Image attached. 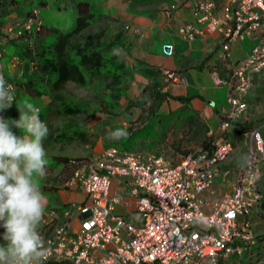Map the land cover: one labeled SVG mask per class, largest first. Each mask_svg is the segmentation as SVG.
Wrapping results in <instances>:
<instances>
[{"label": "built area", "instance_id": "built-area-1", "mask_svg": "<svg viewBox=\"0 0 264 264\" xmlns=\"http://www.w3.org/2000/svg\"><path fill=\"white\" fill-rule=\"evenodd\" d=\"M197 24L209 32H220L221 60L228 72L225 79L215 77L218 86L229 88L228 108L219 114V126L210 130L207 145L193 150L180 164L171 165L161 155L138 153L109 146L81 166L67 182L70 189H81L86 201L74 204L65 219L57 210L45 213L41 225L55 224L51 235H42L50 248L49 260L72 264H219L222 258L241 255L243 248L235 238L250 241L251 222L243 231L239 219L250 215L262 199L264 137L260 130L251 133L248 162L231 191L219 201L205 194L219 176V166L233 152L232 143L222 137L248 110L246 97L255 77L264 73V0H199L194 9ZM218 15V16H217ZM41 10L35 8L28 18L17 20L4 29L11 39L29 38L41 31ZM186 38L198 30L191 24L180 27ZM251 39L249 54L235 60L236 43ZM4 39L0 38V74L17 68V57L7 58ZM172 55L173 45L163 47ZM186 84L175 72L164 71V89ZM41 112V107H39ZM8 111L3 115L7 118ZM39 112V113H40ZM129 189L140 225L114 214L121 199L113 194L115 179ZM203 194V196H201ZM79 221L74 229L71 219ZM246 231L247 233H244Z\"/></svg>", "mask_w": 264, "mask_h": 264}, {"label": "trees", "instance_id": "trees-1", "mask_svg": "<svg viewBox=\"0 0 264 264\" xmlns=\"http://www.w3.org/2000/svg\"><path fill=\"white\" fill-rule=\"evenodd\" d=\"M38 1L39 7L35 5L36 0H32L31 9L24 11L21 9L24 0H0V38H8L4 39L7 58L17 57L18 60L17 68L11 73L7 72L8 81L18 87L17 104L20 103L22 95L49 98V103L45 107L46 113H43L44 109H41L39 113L40 118L49 129L46 141L53 139L58 144L66 142L71 144L73 140H88L87 133L70 130L66 122L81 115L88 116L90 113H95V104H98L100 111L109 113L116 111V104L110 102L106 95L109 89H115L113 86L124 82L123 76L126 75L119 74V71L123 69L120 50L127 48L128 44L126 24L119 17L110 13L96 12L94 6L87 0H77L73 4L76 14L75 22L70 30L64 31L55 26L49 28L43 22L41 31L33 37L9 38L4 33L5 27L17 20L28 18L35 8L41 10V6L46 5L45 0ZM65 2L64 8L70 9L72 3ZM54 3L60 10L61 3ZM15 12L18 14L17 16L14 15ZM101 23L103 26H99ZM49 35L53 37L51 44L47 43ZM255 81L256 79H254L253 85H255ZM70 84L92 91L94 104L87 103V101L83 103L69 101L66 98L65 89ZM169 98L180 101L183 103V107L169 116H162L159 113L160 109ZM251 99L253 98L246 97L248 106ZM133 107L139 108L141 113L136 121L129 124L126 136L128 141L141 136L143 132H150L156 123L167 127L170 122H174V128L171 130L182 134L185 141L193 146H204L210 141V129L207 122L198 112L189 107V100L172 97L164 91L163 84L158 81H150L140 97L130 100L127 111ZM248 112L249 107L239 119L231 121L230 129L222 137L228 139L229 134L232 133L237 138L251 132L253 122L248 121ZM7 113L8 117L19 118V111L15 105ZM259 124L262 126L264 120ZM14 131L17 135L20 134L19 130ZM158 136L165 138L166 133L163 132L162 135L159 133ZM262 136L264 137V134ZM125 150L129 149L125 148ZM51 158H54L56 164L63 165L65 168L62 171H56L57 175L54 173L48 175L45 183L52 180L58 182V186H66L76 170L91 159L87 156H52ZM262 172L260 191L263 197L255 205L250 215L239 219V229L242 231L245 221L251 222L252 238L250 241L235 238L234 244L243 248L242 254H233L228 258H222L219 264H259L264 261V233L256 230V224L264 222V161ZM257 221L258 223H256ZM54 226V223L40 224L38 231L41 235H51L55 231ZM3 231L4 229L0 228V236ZM244 233L247 232L244 231ZM0 243H3L2 239H0ZM45 264L72 263L52 259Z\"/></svg>", "mask_w": 264, "mask_h": 264}, {"label": "crops", "instance_id": "crops-1", "mask_svg": "<svg viewBox=\"0 0 264 264\" xmlns=\"http://www.w3.org/2000/svg\"><path fill=\"white\" fill-rule=\"evenodd\" d=\"M216 1L220 6L225 0ZM198 2L199 0L105 1L104 5L109 13L119 17L127 28V48L120 50L123 69L119 74H126L123 76L124 82L113 86L115 89H109L106 95L110 102L116 104L117 109L113 113L103 114L104 111L97 110L100 108L95 106V113L67 121L66 125L70 130L87 133L88 140L58 144L52 139L45 144L49 161L47 176L53 173L57 175L65 168L56 164L52 156L86 157L101 154L107 147L115 146L114 143L118 142V139H110L109 134L117 129L127 131L129 124L136 121L141 113L137 107L127 111L129 101L140 97L150 81L164 84L165 70L175 72L179 77L185 78L187 83L170 85L164 91L172 97L187 98L189 107L199 113L210 130L218 128L219 114L228 108L229 88L216 85L215 77L218 75L225 79L228 72L221 60V33L209 32L205 25L196 22L194 9ZM185 24H191L199 31L194 38H186L180 34L179 29ZM168 44L174 46L172 55L163 51V47ZM251 44L249 38L236 43L233 47L234 59L246 58ZM254 86L247 96L251 97ZM182 107L183 103L169 98L163 103L159 113L162 116H169ZM120 114H123L122 119L125 116L129 119L120 124L118 119ZM114 119L117 123H114ZM155 125L145 136L134 139L146 150L164 149L163 144L166 138L170 137V130L174 128V122H170L167 127L159 123ZM163 132L166 133V137L159 138V133L162 135ZM45 181L46 178L41 181V189L48 200L45 213L58 210L64 220L74 204L86 201L85 193L79 188L70 189L65 185L58 186L56 181L49 180L46 183ZM113 194L121 199L114 207V214L124 216L135 226H139L141 220L135 210L134 200L129 198V189L118 178L114 181ZM217 194L215 189H210L207 197L219 201V198H216ZM71 223L74 229L79 228V221L75 218L71 219Z\"/></svg>", "mask_w": 264, "mask_h": 264}, {"label": "clouds", "instance_id": "clouds-1", "mask_svg": "<svg viewBox=\"0 0 264 264\" xmlns=\"http://www.w3.org/2000/svg\"><path fill=\"white\" fill-rule=\"evenodd\" d=\"M13 105L18 119L3 115ZM39 112L30 101L17 104L13 86L0 74V264H45L51 254L38 231L47 204L41 181L48 174L43 142L49 134ZM127 135L117 129L109 138ZM243 160L247 163L248 157Z\"/></svg>", "mask_w": 264, "mask_h": 264}, {"label": "rangeland", "instance_id": "rangeland-1", "mask_svg": "<svg viewBox=\"0 0 264 264\" xmlns=\"http://www.w3.org/2000/svg\"><path fill=\"white\" fill-rule=\"evenodd\" d=\"M31 1L32 0H24L22 5L23 8L21 9L24 11L30 10ZM65 1L72 3V7L70 9L64 8V6H66ZM75 1L77 0H45L46 5L41 6V15L44 24L49 28L55 26L61 28L64 31L70 30L74 25L75 17H76L75 11L73 10V4L75 3ZM87 1L94 6L96 12L105 13V14L109 13L108 8H106V5H104L106 0H87ZM54 2L56 3L60 2L62 10L61 9L59 10L58 6L54 5L55 4ZM38 3L39 1L36 0L35 5L38 6L39 5ZM14 15L17 16L18 15L17 12H15ZM99 26H103V23L99 24ZM52 41H53V37L49 35L47 38V43L51 44ZM65 93H66V98L69 101L71 100L72 102H76V103H83L84 101H87V103H90L92 105L94 104L92 100L93 98L92 91H90L89 89L80 88L74 84H70L66 87ZM251 97L253 99H251L249 103L248 121L253 122V129L251 130V132L245 133L244 135L237 138L234 137L232 133H230L228 136V139L233 146V152L230 154L228 159L219 166L218 168L219 176L216 179L214 186L211 188L212 190L215 189V191L218 192L216 196V198H219L218 200L223 198L226 194H228L231 191L232 187L237 182L239 175L242 172V168L245 165L243 158L245 156H248L251 148V143H252L251 133L255 130H260V132L264 134V124L262 126L259 124L262 120H264V73L256 77L255 86L252 90ZM25 100L32 102L37 107H41L42 109H44L43 113H46L45 107L49 103L48 97L44 96L42 98L39 97L34 98L28 95L27 96L22 95L20 98V104L23 103ZM95 106H98V104H95L94 107ZM102 113L106 114V112H102ZM122 116L123 114H120L118 116L120 124L123 123L125 120L129 119L126 116L122 119ZM113 121L114 123H117L116 119H114ZM147 133L143 132V135L141 136H145ZM152 134L151 136H153ZM169 135L170 137H168V139L166 138V142L165 144H163L164 149L162 148L159 149L158 151L146 150L141 143L135 142L134 139H136V137L130 139L129 141L126 139L127 137L124 138L121 137L118 139V142L114 143V145L122 149L128 148L130 151L133 152L152 153V154H158L164 156L167 160H169V163L171 165L180 164L189 155V153L193 152V150L199 147V146H193L188 142H186L182 134H178L177 131L175 130L170 131ZM50 141L51 140H47V141L44 140L43 142L44 147ZM170 147H172V149H170ZM178 148H180V150H178ZM99 155L100 154H98V156ZM86 156L92 158L95 155H91V156L86 155ZM205 195L207 196V192ZM201 196H203V194H201ZM256 223H258V221ZM256 230L258 232L264 233V222L256 224ZM259 264H264V261Z\"/></svg>", "mask_w": 264, "mask_h": 264}]
</instances>
